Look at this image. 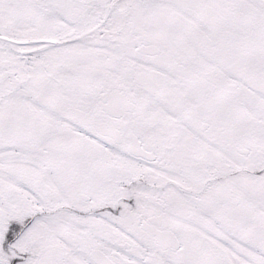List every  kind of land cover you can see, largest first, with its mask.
Listing matches in <instances>:
<instances>
[{
  "label": "snow or ice",
  "instance_id": "6c2138e0",
  "mask_svg": "<svg viewBox=\"0 0 264 264\" xmlns=\"http://www.w3.org/2000/svg\"><path fill=\"white\" fill-rule=\"evenodd\" d=\"M0 264H264V0H0Z\"/></svg>",
  "mask_w": 264,
  "mask_h": 264
}]
</instances>
